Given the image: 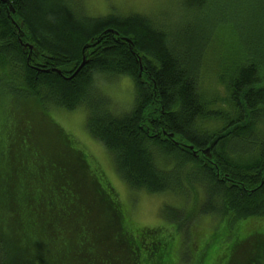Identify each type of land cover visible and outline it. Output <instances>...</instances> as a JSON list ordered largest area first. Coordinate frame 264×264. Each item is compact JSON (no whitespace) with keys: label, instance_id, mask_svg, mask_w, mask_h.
<instances>
[{"label":"trees","instance_id":"obj_1","mask_svg":"<svg viewBox=\"0 0 264 264\" xmlns=\"http://www.w3.org/2000/svg\"><path fill=\"white\" fill-rule=\"evenodd\" d=\"M211 1L188 3L202 10ZM235 1L255 25L246 37L226 18L217 24L208 11L202 18L204 42L220 53L225 95L216 98L201 83L204 42L199 47L196 33L182 51L144 13L90 16L71 0H0V95L11 109L31 106L28 116L19 109L0 121V264H177L180 226L197 245L194 264H264V0ZM215 26L226 31L211 39ZM238 40L247 57L225 73L219 65L243 50ZM118 75L134 87L122 113L97 84L98 76ZM79 106L128 188L192 196L184 220L168 204L161 218L169 227L127 220L111 185L48 115ZM208 214L220 226L199 238L195 219Z\"/></svg>","mask_w":264,"mask_h":264},{"label":"rangeland","instance_id":"obj_2","mask_svg":"<svg viewBox=\"0 0 264 264\" xmlns=\"http://www.w3.org/2000/svg\"><path fill=\"white\" fill-rule=\"evenodd\" d=\"M188 1L189 0H71V5L76 8L79 7L90 16H103L111 11H115L122 15L134 12L147 14L157 22L163 23L174 38L180 40V48L182 51H186L188 47L191 46L190 44L193 43L195 33L198 34V37H201L200 40H197L198 38L196 40L199 42V47H202L204 42V33L202 34V32L203 26L205 25V19L202 18H204L207 11L208 13L210 12V17H212V20L217 24L221 21L220 17L229 20L234 35H240V33H242L244 37H246L255 28V25L251 24L243 14L239 12L238 5L234 0H212L210 3L206 4L202 10L197 8L194 4H189ZM224 30L226 31V28L223 26H215L211 31V39L216 37L217 33L218 37H220L219 35L223 36ZM260 42L263 43L261 44ZM213 43L214 42L210 40L206 41V43L204 42L202 49L203 58L202 64H200L199 67V73L201 75L203 87L216 98H220L225 95V87L220 80V72L217 68L216 57L219 56L220 53L214 54V49H211ZM238 43L242 44L241 46L244 51L237 50L234 57L219 65V69L222 71L225 69V73H229L234 67V63H236V60H233L234 58L237 57L243 60L247 57L246 49H249L248 45L245 44V41L243 43L242 40H238ZM259 43L261 51H264V33L261 34ZM97 84L102 91L101 93L109 100L112 110L115 113H122L131 107L134 87L130 77L125 75L109 78L98 76ZM11 102L12 100L7 94L0 95V121H4L5 118L9 116L10 111H17L19 109V113L21 110H24L27 116L30 115L31 106H29L28 102H23L21 107L15 104L12 109ZM48 112V115L76 142L75 145L84 153L87 162L96 166L103 180L107 181L114 189L121 207L126 214L127 220L133 226L143 229L146 227L157 228L161 225L169 227L171 223L161 218L163 204L171 205L178 210L181 209L182 220H184L183 218L187 215L189 207L193 204L192 196H183L179 194L180 192L178 191L148 193L145 190L135 191L128 188L116 172L111 156H109L106 149L97 139L93 138L87 132L85 128L86 109L83 106H79L71 111L62 108H52ZM15 116H19V114ZM176 211L177 210H175V212ZM175 212H173V215ZM245 221L246 219H243L238 222ZM257 222L258 221L255 219L247 218L248 224ZM195 223L200 227L198 228L200 232L196 229L194 230V233L199 238H201L204 233H213L215 231L213 229H216L217 225L220 226L217 216L212 214L199 217L198 220L195 219ZM165 231L166 228L162 230L159 229L158 234L163 235ZM183 231L184 228L180 226L177 236L183 244L178 252L180 260L177 264H194L198 257L197 245L193 247L190 241H185ZM216 234L219 235L220 232L217 231ZM232 239L229 238L225 245L228 246L232 242ZM178 242L177 238L174 239V249L179 245ZM243 249H245L244 245L238 246V251L242 259L244 257L242 254ZM237 257L239 256L237 255Z\"/></svg>","mask_w":264,"mask_h":264},{"label":"water","instance_id":"obj_3","mask_svg":"<svg viewBox=\"0 0 264 264\" xmlns=\"http://www.w3.org/2000/svg\"><path fill=\"white\" fill-rule=\"evenodd\" d=\"M9 8L11 9V7H9ZM11 11L13 12L14 10L11 9ZM84 62H85V56L82 57L81 63L79 64V66L77 67V69L75 70V72L73 74H71L69 77H72L77 72V70L84 64ZM55 71L59 73L58 70H55ZM189 147L192 148V146H189Z\"/></svg>","mask_w":264,"mask_h":264},{"label":"bare ground","instance_id":"obj_4","mask_svg":"<svg viewBox=\"0 0 264 264\" xmlns=\"http://www.w3.org/2000/svg\"><path fill=\"white\" fill-rule=\"evenodd\" d=\"M138 192V191H137ZM148 192V191H147ZM149 193V192H148Z\"/></svg>","mask_w":264,"mask_h":264}]
</instances>
